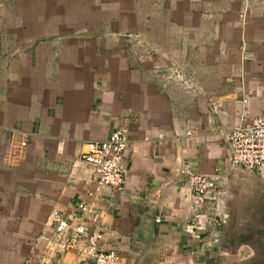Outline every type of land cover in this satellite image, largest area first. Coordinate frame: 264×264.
Masks as SVG:
<instances>
[{"label":"crops","instance_id":"obj_1","mask_svg":"<svg viewBox=\"0 0 264 264\" xmlns=\"http://www.w3.org/2000/svg\"><path fill=\"white\" fill-rule=\"evenodd\" d=\"M1 3L0 264H95L56 211L124 264H264V172L222 135L264 116V0ZM117 131L121 192L81 160ZM187 165L217 191L197 197Z\"/></svg>","mask_w":264,"mask_h":264},{"label":"built area","instance_id":"obj_2","mask_svg":"<svg viewBox=\"0 0 264 264\" xmlns=\"http://www.w3.org/2000/svg\"><path fill=\"white\" fill-rule=\"evenodd\" d=\"M222 135L230 146L231 165L242 167L249 173L262 175L264 172V116L257 117L249 125L237 127L231 131H223ZM127 149L126 131H117L105 142L89 143L87 151L81 155V160L94 169L102 186L121 192L126 183L125 155ZM182 173L187 177L190 190L197 197H206L218 189L216 182L198 175L190 165L185 166ZM78 211L87 213V208L84 204H80ZM53 220L56 224L57 237H63L66 233L71 232V249L78 242H85L84 253L93 259L95 264H124L119 252H104L101 249L104 236L99 230L88 231L83 222L72 227L70 216L62 211L54 212ZM160 222L158 219L157 223ZM224 222L217 221L216 223ZM188 228L193 232H199L203 227L190 224ZM195 237L200 238L199 234H196ZM50 250L54 251L53 248Z\"/></svg>","mask_w":264,"mask_h":264},{"label":"water","instance_id":"obj_3","mask_svg":"<svg viewBox=\"0 0 264 264\" xmlns=\"http://www.w3.org/2000/svg\"><path fill=\"white\" fill-rule=\"evenodd\" d=\"M140 231L144 238L148 241L150 244L153 239L154 235V212L153 208L151 209L150 212L146 213L144 216L141 217V228ZM235 244H239L238 242L235 241ZM211 245H208L206 248H211ZM250 264H256L254 261H250Z\"/></svg>","mask_w":264,"mask_h":264},{"label":"rangeland","instance_id":"obj_4","mask_svg":"<svg viewBox=\"0 0 264 264\" xmlns=\"http://www.w3.org/2000/svg\"><path fill=\"white\" fill-rule=\"evenodd\" d=\"M3 0H0V6L2 7V6H4V4L3 3H1ZM1 7H0V9H1Z\"/></svg>","mask_w":264,"mask_h":264}]
</instances>
